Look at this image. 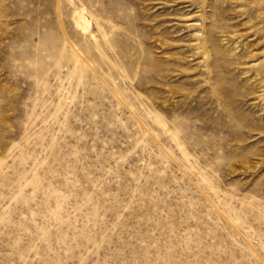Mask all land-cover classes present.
<instances>
[{
    "label": "rangeland",
    "instance_id": "1",
    "mask_svg": "<svg viewBox=\"0 0 264 264\" xmlns=\"http://www.w3.org/2000/svg\"><path fill=\"white\" fill-rule=\"evenodd\" d=\"M0 264H264V0H0Z\"/></svg>",
    "mask_w": 264,
    "mask_h": 264
},
{
    "label": "bare ground",
    "instance_id": "2",
    "mask_svg": "<svg viewBox=\"0 0 264 264\" xmlns=\"http://www.w3.org/2000/svg\"><path fill=\"white\" fill-rule=\"evenodd\" d=\"M73 20L75 23V27H77V30H81L83 33H88L91 29V21L86 16L85 10L76 11V13L73 16ZM156 121L163 128L166 132L170 131V128H168L165 120L157 115Z\"/></svg>",
    "mask_w": 264,
    "mask_h": 264
}]
</instances>
